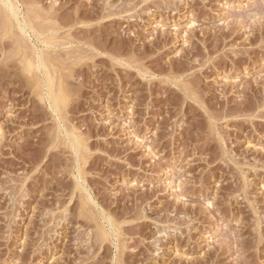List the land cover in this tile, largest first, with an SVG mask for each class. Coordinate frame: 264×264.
<instances>
[{"label":"rangeland","instance_id":"374dc122","mask_svg":"<svg viewBox=\"0 0 264 264\" xmlns=\"http://www.w3.org/2000/svg\"><path fill=\"white\" fill-rule=\"evenodd\" d=\"M0 264H264V0H0Z\"/></svg>","mask_w":264,"mask_h":264},{"label":"bare ground","instance_id":"6f19581e","mask_svg":"<svg viewBox=\"0 0 264 264\" xmlns=\"http://www.w3.org/2000/svg\"><path fill=\"white\" fill-rule=\"evenodd\" d=\"M7 7V6H6ZM20 8V7H19ZM6 11H7V9H6ZM21 12V11H20ZM8 13V12H7ZM22 14V13H21ZM22 16V15H21ZM11 18V17H10ZM16 22V21H15ZM33 41V40H32ZM49 62V61H48ZM26 64H27V62H26ZM28 65V64H27ZM27 65H26V67H27ZM29 67V66H28ZM27 67V68H28ZM44 68V67H43ZM40 71V70H39ZM47 71V70H46ZM51 71V70H50ZM46 76V75H45ZM46 80V79H45ZM56 86V85H55ZM67 95V94H66ZM51 99L53 100V103L55 104V105H58L59 104V97L57 96V95H55V94H53V95H51ZM61 102V101H60ZM61 105V104H60ZM53 108H55V107H53ZM66 129V128H65ZM66 131V130H65ZM74 136V135H73ZM78 145V144H77ZM80 158V157H79ZM84 181V180H83ZM83 189V188H82ZM84 190V189H83ZM86 193V192H85ZM114 231V230H113Z\"/></svg>","mask_w":264,"mask_h":264}]
</instances>
